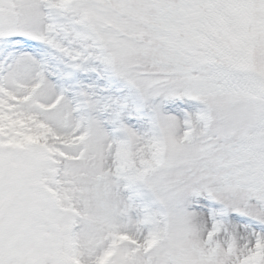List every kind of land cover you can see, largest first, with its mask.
<instances>
[{
    "label": "snow or ice",
    "instance_id": "1",
    "mask_svg": "<svg viewBox=\"0 0 264 264\" xmlns=\"http://www.w3.org/2000/svg\"><path fill=\"white\" fill-rule=\"evenodd\" d=\"M0 264H264V0H0Z\"/></svg>",
    "mask_w": 264,
    "mask_h": 264
}]
</instances>
